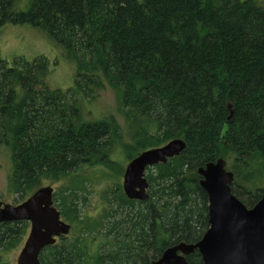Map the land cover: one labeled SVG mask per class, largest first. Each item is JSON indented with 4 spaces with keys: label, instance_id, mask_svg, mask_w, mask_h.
I'll use <instances>...</instances> for the list:
<instances>
[{
    "label": "trees",
    "instance_id": "trees-1",
    "mask_svg": "<svg viewBox=\"0 0 264 264\" xmlns=\"http://www.w3.org/2000/svg\"><path fill=\"white\" fill-rule=\"evenodd\" d=\"M21 1L0 0V27L28 23L63 46L77 63L81 95L101 85L99 70L120 86L131 121L149 125L136 130L139 153L175 138L187 143L179 156L148 168V200L129 199L120 187L112 192L109 201L119 204L102 228L119 236L104 246L109 251L94 260L82 239L69 236L41 251L43 264H151L169 246L198 242L209 228V203L195 171L220 157H234L233 193L248 207L261 199V0H29L19 10ZM47 72L44 56L13 65L0 58V145L12 148V184L24 194L105 155L108 145L110 123L78 124L77 99L52 89ZM58 196L62 218L71 221L80 203ZM29 224L0 223V264H7L2 249L16 246ZM94 225L86 223L85 234ZM187 260L201 264L202 256Z\"/></svg>",
    "mask_w": 264,
    "mask_h": 264
},
{
    "label": "rangeland",
    "instance_id": "rangeland-1",
    "mask_svg": "<svg viewBox=\"0 0 264 264\" xmlns=\"http://www.w3.org/2000/svg\"><path fill=\"white\" fill-rule=\"evenodd\" d=\"M261 2L264 4V0H261ZM19 6V10H26L30 7V1L22 0L19 2ZM43 56L48 59V72L45 79L47 84L52 89L68 91V96L73 94L77 99L80 108L77 123L107 121L111 125L105 155L95 157L88 163L82 164L59 179L42 180L40 183L41 186L38 185L40 187L48 184L55 186V196L57 197L58 194L64 195L58 196L61 202L63 201V197L71 195L73 198L70 197L68 200H76V202L80 203L81 210H79L78 215H71V221L65 219L72 224V230L69 236L72 239H76V243L82 239L89 247L87 255L94 257V260H96L98 254L110 250L109 247L104 246L113 243L115 237L119 236L117 234L114 236L113 233H109V230L105 227L102 228L104 223L102 219L116 212L115 210L117 209L119 201H109V199H112L111 194L118 187L124 191L123 181L126 166L133 158L132 156L138 155L141 151L137 147L136 130L148 129L149 125L146 121L137 125L131 121L129 113L122 103L121 87L112 84L100 70L97 71V76L101 80V85L96 87L90 96L77 93L75 90L77 63L68 55L63 46L57 44L45 32L28 23L6 24L0 27L1 59L13 65L15 60L33 61ZM93 66L94 63H91L92 72L94 71ZM232 159H234L233 156H225L229 170H232ZM156 170L158 169L156 168L153 172L156 173ZM195 172L200 175L199 169ZM13 173L14 162L12 148L7 143L1 144L0 200L5 203L19 204L26 200L32 194L33 190L39 187H34L27 194L17 192L12 184ZM193 173L189 172L190 175ZM235 180L236 173L234 182ZM259 186L264 191V182ZM253 189L255 190L254 187ZM55 204L57 205V202ZM90 221L95 225H101V227L97 228L94 225V229L92 231L88 230V234H85L86 223ZM30 228L31 225L29 224L26 233L21 236L22 240L16 246L8 248L7 250L2 249L1 252L4 253L3 260L7 264H17L19 253L27 239ZM84 252L85 246L82 253ZM90 264L94 263L92 262Z\"/></svg>",
    "mask_w": 264,
    "mask_h": 264
},
{
    "label": "water",
    "instance_id": "water-1",
    "mask_svg": "<svg viewBox=\"0 0 264 264\" xmlns=\"http://www.w3.org/2000/svg\"><path fill=\"white\" fill-rule=\"evenodd\" d=\"M187 143L182 138L143 150L127 164L123 189L129 199L150 197L147 170L179 156ZM200 185L208 194L209 228L196 243L180 242L167 247L151 264H191L187 256L198 251L201 264H264V191L261 199L248 207L232 191L235 172L220 157L199 168ZM54 187L36 189L19 204L0 200V223L28 221L31 225L17 264H43L41 251L69 236L72 224L62 218L54 205Z\"/></svg>",
    "mask_w": 264,
    "mask_h": 264
},
{
    "label": "flooded vegetation",
    "instance_id": "flooded-vegetation-1",
    "mask_svg": "<svg viewBox=\"0 0 264 264\" xmlns=\"http://www.w3.org/2000/svg\"><path fill=\"white\" fill-rule=\"evenodd\" d=\"M48 185H50V186H52V187H55V186H53L52 184H48ZM44 186H47V185H44ZM55 194H56V189L54 188V197H53V200H54V205L56 206V204H55ZM139 201V200H138ZM57 207V206H56ZM58 208V207H57ZM64 237H68V236H61L60 238H57V242H59V241H61Z\"/></svg>",
    "mask_w": 264,
    "mask_h": 264
}]
</instances>
